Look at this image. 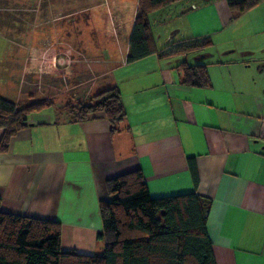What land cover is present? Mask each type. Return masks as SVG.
Here are the masks:
<instances>
[{"label":"crops","instance_id":"crops-1","mask_svg":"<svg viewBox=\"0 0 264 264\" xmlns=\"http://www.w3.org/2000/svg\"><path fill=\"white\" fill-rule=\"evenodd\" d=\"M107 1L89 10V23L115 61L100 91L118 89L125 119L111 136L101 115L79 122L54 107L31 115L0 152L1 212L57 223L63 252L101 256L99 203L111 200L105 182L139 170L153 198L210 200L216 264H264V2L234 21L224 0L155 11L148 19L158 51L198 37L212 45L127 63L139 0ZM0 41V96L8 100V44ZM182 61L206 64L210 87L184 86Z\"/></svg>","mask_w":264,"mask_h":264},{"label":"trees","instance_id":"trees-1","mask_svg":"<svg viewBox=\"0 0 264 264\" xmlns=\"http://www.w3.org/2000/svg\"><path fill=\"white\" fill-rule=\"evenodd\" d=\"M183 0H139L129 38L127 63L156 54L160 59L188 55L212 45L210 38L174 42L157 50L148 16ZM231 21L255 8L264 0H224ZM182 84L190 88L210 87L206 64L177 67ZM36 102L17 108L0 96V152L11 137L28 123V118L49 108ZM76 121L101 115L115 135L125 119V111L116 87L96 94L89 105L67 109ZM197 182L194 169L191 170ZM111 200L101 201L99 211L104 243L101 256L65 253L60 245V226L54 222L12 216L0 210V264H216L207 233L210 200L195 193L153 198L141 171H133L105 182Z\"/></svg>","mask_w":264,"mask_h":264},{"label":"rangeland","instance_id":"rangeland-1","mask_svg":"<svg viewBox=\"0 0 264 264\" xmlns=\"http://www.w3.org/2000/svg\"><path fill=\"white\" fill-rule=\"evenodd\" d=\"M108 3L0 0V35L8 44L3 70L12 83L8 100L17 108L47 103L73 119L67 109L89 105L115 65L88 16L91 8ZM108 26L113 31L115 20Z\"/></svg>","mask_w":264,"mask_h":264}]
</instances>
